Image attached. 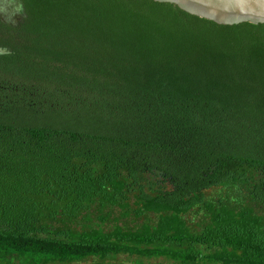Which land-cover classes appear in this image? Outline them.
Returning <instances> with one entry per match:
<instances>
[{"label": "trees", "instance_id": "trees-1", "mask_svg": "<svg viewBox=\"0 0 264 264\" xmlns=\"http://www.w3.org/2000/svg\"><path fill=\"white\" fill-rule=\"evenodd\" d=\"M21 2L0 21V264H264V24Z\"/></svg>", "mask_w": 264, "mask_h": 264}, {"label": "water", "instance_id": "water-1", "mask_svg": "<svg viewBox=\"0 0 264 264\" xmlns=\"http://www.w3.org/2000/svg\"><path fill=\"white\" fill-rule=\"evenodd\" d=\"M220 25L264 24V0H154ZM11 51L0 48V56Z\"/></svg>", "mask_w": 264, "mask_h": 264}, {"label": "flooded vegetation", "instance_id": "flooded-vegetation-1", "mask_svg": "<svg viewBox=\"0 0 264 264\" xmlns=\"http://www.w3.org/2000/svg\"><path fill=\"white\" fill-rule=\"evenodd\" d=\"M25 17L21 0H0V21L17 25Z\"/></svg>", "mask_w": 264, "mask_h": 264}, {"label": "rangeland", "instance_id": "rangeland-1", "mask_svg": "<svg viewBox=\"0 0 264 264\" xmlns=\"http://www.w3.org/2000/svg\"><path fill=\"white\" fill-rule=\"evenodd\" d=\"M138 260L139 259L136 257H130V256L123 255V256H120L118 260L113 261L110 264H137ZM80 264H97V262L94 260H90V261L83 262ZM144 264H171V263H169L165 259H151V260H144Z\"/></svg>", "mask_w": 264, "mask_h": 264}]
</instances>
